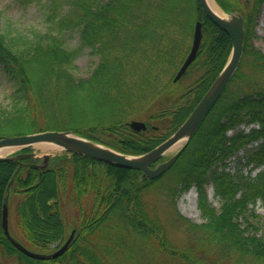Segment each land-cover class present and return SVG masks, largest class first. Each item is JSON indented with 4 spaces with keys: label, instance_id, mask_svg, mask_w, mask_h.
<instances>
[{
    "label": "trees",
    "instance_id": "trees-1",
    "mask_svg": "<svg viewBox=\"0 0 264 264\" xmlns=\"http://www.w3.org/2000/svg\"><path fill=\"white\" fill-rule=\"evenodd\" d=\"M18 1L39 5L42 21L24 41L0 32V73L10 90L9 102L0 104V138L72 130L128 155L145 153L186 120L232 50L230 36L205 15L198 0H189L188 27L186 6L168 14L161 9L167 0ZM216 1L245 18L243 57L172 166L149 178L142 170L72 152L52 157L46 168L33 166L36 158L0 161V264H264V219L255 210L258 202L264 206V53L252 42L264 0ZM197 19L203 38L184 76L196 66L201 71L169 105L166 94L189 54ZM75 34L77 45H72L69 38ZM86 49L98 62L81 76L77 60ZM78 92L102 102L100 116L91 119L95 107L81 111ZM137 118L146 121L145 130L131 127ZM242 123L258 126L246 131ZM235 155L237 166L227 169ZM245 166L251 171L246 173ZM12 178L9 197L10 204L12 194L17 200L18 235L10 230L31 250L49 253L67 240L64 198L77 210L76 234L63 255L30 257L5 235L2 207ZM210 184L219 208L209 200ZM191 187L197 190L201 223L176 205ZM156 190L166 219L152 199ZM170 227L184 232L187 244H176Z\"/></svg>",
    "mask_w": 264,
    "mask_h": 264
},
{
    "label": "water",
    "instance_id": "water-1",
    "mask_svg": "<svg viewBox=\"0 0 264 264\" xmlns=\"http://www.w3.org/2000/svg\"><path fill=\"white\" fill-rule=\"evenodd\" d=\"M198 1L205 15L230 36L232 40L231 54L223 69L220 71L216 79L213 81L209 89L206 91L204 96L201 98L186 120L168 138H166L156 147L139 155H128L97 141L76 134L72 130H46L29 134L1 137L0 149H20L40 144H53L67 152L90 156L94 159L104 161L114 166L142 170L149 178L160 177L176 161L208 113L225 92L226 88L236 74L243 57L246 35L245 18L243 14L237 10L228 12L226 15L223 14L222 11L221 13H217L211 8L208 0ZM202 38L203 23L201 20H198L195 23L193 42L190 52L176 73L174 81H178L180 78H182L189 66L196 59ZM130 125L136 130H145L147 128L146 122L137 119L132 120ZM181 143L183 144L180 149L177 150L171 157L159 162V160L167 152L174 149ZM32 157H40L41 159L40 162L33 163V166L37 168H46L50 163L52 154L46 153L43 156H39L38 153L33 150L31 152H19L8 156L0 155V161L27 159ZM13 182L14 178H12L7 188L8 193L4 198L2 207V228L7 238L21 252L33 258L54 259L63 255L69 249L75 237L76 229L72 231L67 240L59 248L49 253L31 250L24 246V244H22L11 234L9 227V191Z\"/></svg>",
    "mask_w": 264,
    "mask_h": 264
},
{
    "label": "rangeland",
    "instance_id": "rangeland-1",
    "mask_svg": "<svg viewBox=\"0 0 264 264\" xmlns=\"http://www.w3.org/2000/svg\"><path fill=\"white\" fill-rule=\"evenodd\" d=\"M214 1L217 3V5L221 9L222 13L226 15L228 12L226 10H224L222 8V6L216 0H214ZM23 3L18 1V0H0V32L6 33V34L14 36V37H18L17 41L18 40L24 41L26 39V36L32 33L33 28H35V26H41V21H42V12H41L39 5L37 6V4H35V3L34 4H26L25 2H23ZM182 3L186 6V10H185L186 15H187L186 26L188 27L189 26V23H187L189 21L188 13L191 12V6H190L189 0H167V1L163 2L161 9L167 10V12L169 14V13L175 12V10H177V8L180 5H183ZM198 20H200V19H197L196 21H198ZM175 30L177 31V34L181 33V31L179 29L175 28ZM253 31H254V34L252 37V42L254 43V45L257 48H259L264 53V5L262 7V11L259 14L258 19L255 22V27H254ZM77 41H78V35H76V34L73 35L71 38H69V42L72 43V45H77ZM192 42H193V31H191V35L188 38L189 46H192ZM190 49H191V47H190ZM97 62H98V57L95 56L93 53H91L90 49L83 50L79 55V59L77 60V65H78L77 72H78V74L81 76L89 75L91 73V71L93 70V68L96 66ZM200 71L201 70L199 69L198 66L193 67L189 70L187 75H185V76L183 75L182 78H180L178 81H174L171 84V86H170L171 91H169L170 93L166 94L167 95L166 97H168L167 102H169V105L178 98V95L181 92L186 90L192 84V82L196 78L195 76L198 75L197 73ZM61 95H62V92H61L60 96ZM78 95H79L78 98L81 101L80 102L81 111L86 112L85 108L90 107L89 109H91V108L95 107V110L91 111V112L94 113L96 116H91V119H96L95 117H98L101 115L100 111L103 108V106H102L103 104L99 99L96 98L94 101L93 97L89 98V96L83 92H78ZM9 96H10L9 87H7L5 79L2 76V74L0 73V104L8 103L9 102ZM70 113L71 112H69V113L66 112V115H69ZM67 118H68V116H65V117H62L61 119H64L63 121H65V120H67ZM137 119L144 121V119H141V118H137ZM50 120L56 121V120H59V118L58 117L57 118H51ZM144 122H146V121H144ZM245 127H248V125L245 124ZM233 132L234 131L230 130V131H228V134H230V133L232 134ZM182 144L183 143L179 144L174 149L167 152L162 158H165L164 160H166L169 157H171L177 150L180 149ZM44 146H52V144L41 145V146L40 145H34V146H31V151L35 150L39 156H43L46 153H51L52 157H54L56 155H60L64 152H67L61 148L60 149L58 148L55 150L45 149ZM19 150H20L19 148L18 149L17 148H5L3 150V152L0 153V155H2V156L12 155ZM244 153H245L244 149L240 150V152H239L240 155H242ZM38 159L41 160L40 157ZM161 159L159 160V162L163 161ZM229 160H230V163H229L227 169L234 170L235 167L237 166L238 158L235 155V156H232ZM261 168H263V167H261ZM259 169L252 170V174L254 175L256 173V171H258ZM243 170L246 173L251 171L249 166H245ZM207 191H208V195H209V200L213 203V205L216 208H219L220 202L218 201V199H216L214 197V191H213V187L211 184L207 186ZM152 199L158 205L157 209L163 211L162 217L164 219H166L168 217V212H165L166 209L164 208L163 201H162V198L160 196V190L155 191V195L152 196ZM9 200H10V198H9ZM158 200L160 201V203ZM16 201H17L16 196L12 194L11 195V204L9 202V214L11 215L10 216V226H11V229L14 231V233L16 235H18L17 224H16V220L14 219V210H15ZM151 202H150V204H151ZM63 203H64L63 204L64 205V208H63L64 217H65V220H66V222L70 228L69 233L67 235L69 237L70 234L72 233V231L74 229H76V228H74L72 230L73 225L78 222V212L71 205V203L69 204L68 199L66 200V198H64ZM176 205H177V208L180 211V213L182 215H184L185 217L189 218L190 220L197 222V223H201L204 221V219L201 216V212L198 208V197H197V190L195 187H191L180 198H178ZM10 210H11V213H10ZM255 210L264 219V206H262L260 202H258L255 205ZM170 237H172V239L178 245L187 244L186 243L187 238H186V235H184V232L179 231L174 227L173 228L170 227ZM208 253L209 252H207V254ZM2 259L3 258L0 255V261ZM11 261H13V259H11Z\"/></svg>",
    "mask_w": 264,
    "mask_h": 264
},
{
    "label": "bare ground",
    "instance_id": "bare-ground-1",
    "mask_svg": "<svg viewBox=\"0 0 264 264\" xmlns=\"http://www.w3.org/2000/svg\"><path fill=\"white\" fill-rule=\"evenodd\" d=\"M209 5L211 6V8L216 11L217 13H221V9L219 8V6L217 5V3L214 0H208ZM41 145H48V144H40ZM45 149H49V150H55V149H60V147L53 145L52 146H44ZM5 149V148H4ZM4 149H0V153L3 152Z\"/></svg>",
    "mask_w": 264,
    "mask_h": 264
}]
</instances>
